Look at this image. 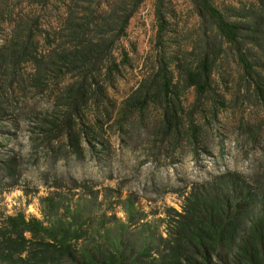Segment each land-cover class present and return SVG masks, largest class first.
Returning a JSON list of instances; mask_svg holds the SVG:
<instances>
[{
	"label": "rangeland",
	"instance_id": "rangeland-1",
	"mask_svg": "<svg viewBox=\"0 0 264 264\" xmlns=\"http://www.w3.org/2000/svg\"><path fill=\"white\" fill-rule=\"evenodd\" d=\"M102 1L0 0V221L17 213L41 220L40 200L55 196L72 211L78 206L83 219L115 214L123 223L129 201L137 226L148 222L163 232L167 213L179 212L190 192L221 176L244 181L256 194L253 211L259 210L264 0H209L229 21L257 25L254 38L246 32L251 41L241 46L249 70L233 46L212 34L191 0H163L167 26L160 54L155 0H142L121 41L127 61L94 103L91 92L77 95L83 91L70 77L49 71L35 30L72 24L70 15ZM19 32L26 41L34 37L24 55L12 47ZM206 53H212L213 70L209 89L199 94L187 74ZM161 56L170 93H163L156 75ZM11 249L26 256L21 245Z\"/></svg>",
	"mask_w": 264,
	"mask_h": 264
},
{
	"label": "trees",
	"instance_id": "trees-1",
	"mask_svg": "<svg viewBox=\"0 0 264 264\" xmlns=\"http://www.w3.org/2000/svg\"><path fill=\"white\" fill-rule=\"evenodd\" d=\"M191 2L198 16L211 25L212 34L233 46L240 63L249 70L241 46L251 41L246 32L254 38L257 25L248 28L229 21L209 0ZM141 3L105 0L95 9L83 10L80 16L70 15L72 24L66 20L55 29H36L46 48L42 55L48 60L49 71L58 77H70L72 85L83 91L78 96H85V90L97 102L94 96H102L113 85L120 65L127 61L121 41ZM154 15L161 54L167 26L163 0H155ZM20 33L12 47L24 55L34 37L28 36L26 41ZM33 54L39 53L34 50ZM211 58L212 53L201 55L194 71L187 74L189 85L199 94L209 89ZM156 75L163 93H170L169 70L163 56ZM255 196L238 177L221 176L190 192L179 212L167 213L163 232L157 230V225L151 229L148 222L137 226L133 219L137 209L129 201L123 223L115 214H103L97 221L90 216L83 219L78 206L72 211L71 206L61 203V198L47 196L40 200L41 220L17 213L0 221V244L4 249L0 264H264V206L253 211ZM15 245L22 246L24 258L20 257L21 251L11 249ZM37 252L51 259L41 260L33 255Z\"/></svg>",
	"mask_w": 264,
	"mask_h": 264
}]
</instances>
